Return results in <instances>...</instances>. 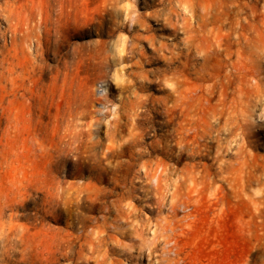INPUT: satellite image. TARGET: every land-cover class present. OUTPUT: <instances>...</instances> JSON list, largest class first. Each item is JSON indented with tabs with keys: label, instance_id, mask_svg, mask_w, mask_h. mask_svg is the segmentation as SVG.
<instances>
[{
	"label": "rangeland",
	"instance_id": "374dc122",
	"mask_svg": "<svg viewBox=\"0 0 264 264\" xmlns=\"http://www.w3.org/2000/svg\"><path fill=\"white\" fill-rule=\"evenodd\" d=\"M122 2L0 0V264H264V0Z\"/></svg>",
	"mask_w": 264,
	"mask_h": 264
},
{
	"label": "bare ground",
	"instance_id": "6f19581e",
	"mask_svg": "<svg viewBox=\"0 0 264 264\" xmlns=\"http://www.w3.org/2000/svg\"><path fill=\"white\" fill-rule=\"evenodd\" d=\"M103 6L105 8V10L108 12H110V14L112 15L113 19L115 21H117L118 16L123 13V2L122 0H103ZM111 19V18H110ZM134 20V19H133ZM114 22V21H113ZM116 24V23H114ZM45 25L43 23H38V25L35 26L36 29L39 30V32H44V27ZM29 49H31L29 47ZM50 49V48H49ZM50 51V50H49ZM26 58V62L29 63V58L27 57V55L25 56ZM42 63V62H41ZM59 73V72H58ZM58 77V76H57Z\"/></svg>",
	"mask_w": 264,
	"mask_h": 264
},
{
	"label": "snow or ice",
	"instance_id": "6c2138e0",
	"mask_svg": "<svg viewBox=\"0 0 264 264\" xmlns=\"http://www.w3.org/2000/svg\"><path fill=\"white\" fill-rule=\"evenodd\" d=\"M262 51H264V50H262ZM201 55H202V53H201ZM163 84H164V86L165 87H167L168 89H171V90H175V85H174V83H172V82H170V80H164L163 81Z\"/></svg>",
	"mask_w": 264,
	"mask_h": 264
}]
</instances>
